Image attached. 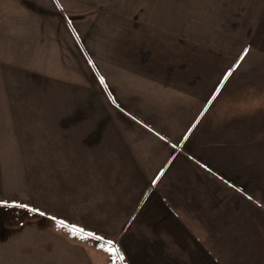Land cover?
I'll list each match as a JSON object with an SVG mask.
<instances>
[{"label": "crops", "instance_id": "0c3cea01", "mask_svg": "<svg viewBox=\"0 0 264 264\" xmlns=\"http://www.w3.org/2000/svg\"><path fill=\"white\" fill-rule=\"evenodd\" d=\"M124 1L0 0V202L47 232L22 262L112 264L110 240L123 264H264V67L233 74Z\"/></svg>", "mask_w": 264, "mask_h": 264}, {"label": "rangeland", "instance_id": "374dc122", "mask_svg": "<svg viewBox=\"0 0 264 264\" xmlns=\"http://www.w3.org/2000/svg\"><path fill=\"white\" fill-rule=\"evenodd\" d=\"M126 2L123 15L130 18L133 24L138 23L139 19L151 21L155 17V29L170 30L177 36L181 35L176 36L177 44L191 45V47L196 45L200 47L197 48L199 51L206 47L209 60L235 63L230 70L233 74L241 77L249 76V73L253 72L249 68L264 67V0H126ZM66 3L71 7V12L76 11L75 6L70 5L71 2L66 1ZM50 9L48 7L49 14H51ZM102 9L101 6L81 8L79 13L97 15L103 12ZM63 13L66 14V11ZM87 24L88 22L84 21L75 23L81 34L86 30ZM184 33L187 34L186 38L183 37ZM198 33H200L199 37ZM64 56L65 65L66 57L68 60L72 58L73 62L78 63L79 66L83 61L81 54ZM53 57L55 59L54 55ZM84 58L87 59V57ZM260 71L263 72V70ZM78 72L82 73V71ZM95 72L97 79L99 77L102 79L103 69L98 64ZM17 205H24V203H15L11 200L0 202V222L6 225L3 228L7 232L10 231V244L6 242L0 246V252L6 251L3 253L7 254V257L1 258L0 264H24L22 261L26 251L31 248L34 251L37 247L35 241L42 239L47 233L46 230L39 229L37 224L35 226L33 224L41 221L39 214ZM14 227L17 230L12 232L11 229ZM82 235L80 236L83 237ZM106 246L107 243L96 248H101L108 254L105 250ZM7 249H10L12 253H7ZM11 257H16V260L12 261ZM114 260L115 264L120 263L118 259L110 256L112 264ZM228 264L241 263L229 262Z\"/></svg>", "mask_w": 264, "mask_h": 264}, {"label": "snow or ice", "instance_id": "6c2138e0", "mask_svg": "<svg viewBox=\"0 0 264 264\" xmlns=\"http://www.w3.org/2000/svg\"><path fill=\"white\" fill-rule=\"evenodd\" d=\"M19 207H26L25 205H17ZM31 211H36L35 209H29ZM41 215H43V213H40ZM58 223L60 225H62L63 227L67 228L69 230V232L72 234V235H77V234H82L84 233V229L82 228H79L75 225H72V226H69L68 224H66L63 220L61 221H58ZM82 238H93V239H96V240H100L102 239V237H99V236H96L94 233H87L86 236L82 237ZM106 251H108L109 255L111 257H114L115 259H118L120 261V264H123V261H124V256L122 253H120L119 249L118 248H115L113 246V241H107V246L105 248ZM114 264H115V260H114Z\"/></svg>", "mask_w": 264, "mask_h": 264}]
</instances>
